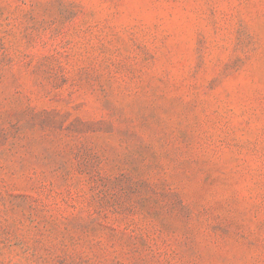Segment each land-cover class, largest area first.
<instances>
[{
  "label": "rangeland",
  "instance_id": "374dc122",
  "mask_svg": "<svg viewBox=\"0 0 264 264\" xmlns=\"http://www.w3.org/2000/svg\"><path fill=\"white\" fill-rule=\"evenodd\" d=\"M0 264H264V0H0Z\"/></svg>",
  "mask_w": 264,
  "mask_h": 264
}]
</instances>
